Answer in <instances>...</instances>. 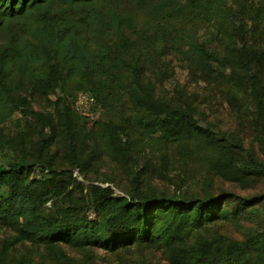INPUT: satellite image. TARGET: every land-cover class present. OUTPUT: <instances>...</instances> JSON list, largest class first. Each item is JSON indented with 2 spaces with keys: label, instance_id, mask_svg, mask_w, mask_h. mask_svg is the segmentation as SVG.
Returning <instances> with one entry per match:
<instances>
[{
  "label": "trees",
  "instance_id": "16d2710c",
  "mask_svg": "<svg viewBox=\"0 0 264 264\" xmlns=\"http://www.w3.org/2000/svg\"><path fill=\"white\" fill-rule=\"evenodd\" d=\"M0 34V124L26 104L25 82L44 94L74 86L67 96L71 112L64 100L57 103L70 166L29 160L23 148L0 164V226L13 232L9 246L66 243L113 251L136 242L166 248L171 264H264V191L118 196L90 186L84 197L72 173L83 170L81 152L63 114L80 116L73 106L79 91L90 93L101 112L129 101L137 138L101 122L96 144L97 154L116 158L129 174L132 153L163 155L176 144L204 154L225 180L264 179V161L252 148L200 125L192 106L156 95L151 82L167 80L162 59L171 52L197 79L222 89L228 102L250 96L251 118L263 123L256 137L264 153V48L258 46L264 0H0ZM249 219L255 230L245 226ZM223 225L241 237L226 235Z\"/></svg>",
  "mask_w": 264,
  "mask_h": 264
},
{
  "label": "rangeland",
  "instance_id": "374dc122",
  "mask_svg": "<svg viewBox=\"0 0 264 264\" xmlns=\"http://www.w3.org/2000/svg\"><path fill=\"white\" fill-rule=\"evenodd\" d=\"M247 5L257 0H240ZM0 34V39L2 38ZM258 46L264 48V37ZM167 80L159 83L152 77L155 94H159L172 104L185 102L195 109L198 122L216 133H229L241 140L243 147L252 148L258 158L264 161L262 144L256 136H262V121L251 118L252 100L240 94L233 102H228L218 86L197 79L188 65L175 53L168 52L162 59ZM74 86L69 82L63 89L56 88L44 94L36 85L25 82L21 93L26 99L23 109L15 111L10 118L0 124V164L15 155L16 149L25 151L27 159L49 162L52 166L68 167L70 161L66 151V133L58 120L57 103L61 100L69 107V97ZM264 104V79L261 83ZM67 116L68 131L81 152L83 170H73V176L81 183L84 197L90 186L110 188L114 195L125 196L124 192L137 190L139 195L153 190L156 194L233 193L240 197H250L264 191V179H249L231 182L223 179L209 167L204 154L191 153L179 146L168 145L163 155L156 153H132L131 174L123 171L121 162L112 156L97 154L96 144L101 131V122L117 125L123 132L137 138L138 130L132 123L135 109L126 101L111 112L99 110L97 122L86 116ZM50 122V128L45 125ZM95 122V123H94ZM264 122V121H263ZM43 152H39L40 145ZM37 171L34 164H29ZM36 174V172H34ZM4 192L2 189L0 193ZM5 193V192H4ZM81 193V194H82ZM49 205V202H47ZM89 214V213H88ZM90 217V215H89ZM250 230L256 229V220L245 224ZM221 230L233 238H240L241 231L222 226ZM13 232L0 226V251L3 249L2 264H171L166 248L148 243H132L116 250L103 247H78L66 243L38 245L30 242L8 245Z\"/></svg>",
  "mask_w": 264,
  "mask_h": 264
},
{
  "label": "built area",
  "instance_id": "2783aa9c",
  "mask_svg": "<svg viewBox=\"0 0 264 264\" xmlns=\"http://www.w3.org/2000/svg\"><path fill=\"white\" fill-rule=\"evenodd\" d=\"M73 106L77 112L90 120H95L99 109L94 107V98L86 91H79L75 94Z\"/></svg>",
  "mask_w": 264,
  "mask_h": 264
}]
</instances>
